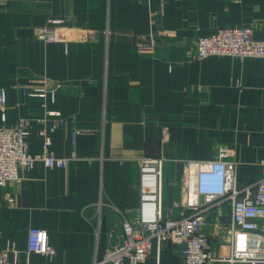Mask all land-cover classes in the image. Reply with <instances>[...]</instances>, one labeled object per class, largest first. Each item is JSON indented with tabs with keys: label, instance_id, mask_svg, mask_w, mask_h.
I'll return each instance as SVG.
<instances>
[{
	"label": "crops",
	"instance_id": "crops-1",
	"mask_svg": "<svg viewBox=\"0 0 264 264\" xmlns=\"http://www.w3.org/2000/svg\"><path fill=\"white\" fill-rule=\"evenodd\" d=\"M50 20L61 39L36 38ZM228 25L264 39V0H0V124L26 118L30 152L41 150L44 128L49 149L67 158L61 168H19L20 179L0 187V248L12 243L32 264H92L135 216L143 156L160 159L162 202L176 203L175 216L190 212L179 205L183 161L209 159L219 145L233 151L237 185L254 184L264 159V57H190L198 36ZM56 82L53 102L26 93ZM229 212L224 200L202 219L216 256L228 254L220 218ZM30 227L46 230L52 257L26 254ZM180 247L153 244L138 264H183Z\"/></svg>",
	"mask_w": 264,
	"mask_h": 264
},
{
	"label": "built area",
	"instance_id": "built-area-1",
	"mask_svg": "<svg viewBox=\"0 0 264 264\" xmlns=\"http://www.w3.org/2000/svg\"><path fill=\"white\" fill-rule=\"evenodd\" d=\"M57 20L34 30L36 38L45 42L58 41L54 29ZM208 56L264 57V39L255 38L245 25L223 26L214 32L198 36L190 57L202 59ZM59 83L34 86L27 90L29 96L55 99ZM6 90L0 86V119L5 120ZM48 115H58L46 110ZM41 150L32 153L28 149V121L19 118L13 125L0 124V187L9 181L20 179L19 168L31 169L37 162L47 167H64L67 158L56 156L50 149V138L44 128ZM77 131L72 134L74 138ZM261 175L252 185H237L236 163L233 151L219 145L209 159H186L180 175L181 207L190 210L181 216L174 215L175 204L162 202L160 159L143 156L138 160L139 204L133 219L124 218L122 241L105 248L92 264H138L153 244L159 248L162 242L181 245L183 264H207L227 261L230 264H264V159L259 161ZM8 202L13 198L6 192ZM230 202V212L221 216L228 244L226 256L213 254L208 238L201 232L205 210ZM26 254L35 252L52 257L54 247L48 241L46 230L30 227L27 231ZM18 250L12 243L0 248V264H32L18 259Z\"/></svg>",
	"mask_w": 264,
	"mask_h": 264
},
{
	"label": "rangeland",
	"instance_id": "rangeland-1",
	"mask_svg": "<svg viewBox=\"0 0 264 264\" xmlns=\"http://www.w3.org/2000/svg\"><path fill=\"white\" fill-rule=\"evenodd\" d=\"M245 26H248L251 30H252V34H253V29H252V27L251 26H249V25H245ZM226 146V145H225ZM230 148V147H229ZM152 158H154V157H152Z\"/></svg>",
	"mask_w": 264,
	"mask_h": 264
}]
</instances>
